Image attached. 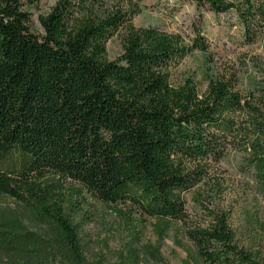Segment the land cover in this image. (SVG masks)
<instances>
[{
    "label": "trees",
    "instance_id": "obj_1",
    "mask_svg": "<svg viewBox=\"0 0 264 264\" xmlns=\"http://www.w3.org/2000/svg\"><path fill=\"white\" fill-rule=\"evenodd\" d=\"M141 1L105 12L100 0H58L39 17L42 34L34 35L21 0H0V195L61 233L59 254L53 249L45 264H87L54 179L78 184L104 204L129 203L142 216L182 221L199 164L219 162L240 135L243 106L233 78L208 81L201 95L189 79L171 84L185 57H211L202 29L188 40L136 29ZM190 1L200 20L201 10L231 14L244 45L264 30V0ZM116 35L121 55L109 61L106 44ZM252 119V133L264 135V123ZM247 145L248 173L264 186V146L259 137ZM185 235L206 264H258L232 245L223 221Z\"/></svg>",
    "mask_w": 264,
    "mask_h": 264
},
{
    "label": "rangeland",
    "instance_id": "obj_2",
    "mask_svg": "<svg viewBox=\"0 0 264 264\" xmlns=\"http://www.w3.org/2000/svg\"><path fill=\"white\" fill-rule=\"evenodd\" d=\"M58 0H21L29 15V30L41 35L39 17L46 15ZM85 4L99 0H77ZM101 9L110 12L129 7L130 0H100ZM97 5V4H96ZM132 19L134 28H157L180 34L185 40L197 28L207 39L211 57L193 52L171 71L170 81L178 86L191 80L198 94L207 82L234 79L235 92L243 111L236 118L240 135L230 140L219 162L201 163L199 181L184 195L182 221H160L142 216L129 203L104 204L78 184L54 179L70 219L79 228L87 264H206L185 235L188 228H209L218 221L232 233V245L264 264V186L248 173L250 142L264 135L252 127V118L264 123V30L255 44L244 45L235 18L215 17L201 10L198 19L190 0H142ZM121 55L119 35L106 44L109 61ZM257 110L258 115L252 113ZM257 131H259L257 129ZM248 134V140L245 137ZM249 142V143H248ZM198 165V164H197ZM197 165H190V169ZM189 168V166H188ZM61 233L31 208L0 195V264H45L59 254ZM135 258H130V252Z\"/></svg>",
    "mask_w": 264,
    "mask_h": 264
}]
</instances>
